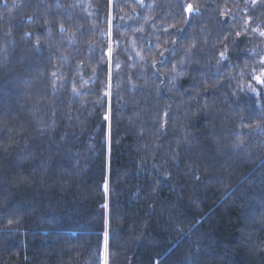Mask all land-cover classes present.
Wrapping results in <instances>:
<instances>
[{
	"label": "trees",
	"instance_id": "1",
	"mask_svg": "<svg viewBox=\"0 0 264 264\" xmlns=\"http://www.w3.org/2000/svg\"><path fill=\"white\" fill-rule=\"evenodd\" d=\"M113 4L0 0V264H264V0Z\"/></svg>",
	"mask_w": 264,
	"mask_h": 264
},
{
	"label": "snow or ice",
	"instance_id": "2",
	"mask_svg": "<svg viewBox=\"0 0 264 264\" xmlns=\"http://www.w3.org/2000/svg\"><path fill=\"white\" fill-rule=\"evenodd\" d=\"M134 2H135L136 4H138L139 6H141V7L144 6V4H143V0H134ZM252 3L255 5L256 0H252ZM58 6H59V5H58ZM113 7H114L113 0H108V8H109V12H108V15L106 16V19L109 21V24H110V25H111V12H112ZM184 10H185L187 13H189L190 16H191L193 13H198V12H199V9H198V8H194L192 4H188ZM221 15L223 16L224 14L222 13ZM121 18L123 19V17H121ZM28 19L31 20L32 17H29ZM224 22L226 23V21H224ZM45 23H47V21H45ZM185 23H186V24H190V19L187 20V21H185ZM59 31H60L61 34H63V33L66 31V29H65V27H64L63 24H61V25L59 26ZM137 31H143V28L137 29ZM165 31H167V29H165ZM252 31L255 32L256 29H252ZM49 34H50V30H49ZM31 35H32L31 32L25 33V36H26V37H30ZM241 35H242L241 32H236V33H235V36H236L237 38H239ZM259 35H260L261 37H264V31H260V32H259ZM109 39H111V26H110V29H109ZM225 39H227V37H225ZM173 43H176V41H173ZM39 46H40V41H39V39H38L37 42H36V47H37V49L39 48ZM193 47H194V46H193ZM167 51H169V50H168V49H165L163 52H160V54H159L160 57H161V59H160V61H159V65H160L161 67L165 66V61H164L163 58H164L165 52H167ZM189 51H190V50H189ZM226 51H227V48H225V51H222V52L220 53L221 60H226V59L228 58V57L225 55V52H226ZM107 54H108V56H109V65H110V64H111V54H112V45H111V43H109L108 50H107ZM182 63H183V61H181V64H182ZM218 63H219V61H218ZM260 63H261V64H264V57L261 58ZM153 67H154V68L157 67V61H155V60L153 61ZM172 71H173V72H176V71H177V65H176L175 63L172 65ZM181 74H182V73H181ZM52 75H53V77H55V76H56V73L53 72ZM109 77H110V73H109ZM253 79H255L257 83L264 85V69L261 70V73H260L259 76H253ZM249 87H251V86H249ZM241 91H243V89H241ZM252 91H255V89H252ZM73 92L76 93L75 88L73 89ZM77 94H78V93H77ZM106 94H107V93H106ZM165 115L167 116L168 113H165ZM105 119H108V117L106 116ZM245 126L250 127V125H245ZM161 127L163 128L164 125H162ZM236 137H237V143L233 144V150H242V149L244 148V141H243V139H242V137H243V133H236ZM197 179H198V177H197ZM105 191L107 192V183L105 184ZM106 207H107V205H105V208H106ZM11 223H13V221L10 220V221H9V224H11ZM260 223H261L262 226H264V218L261 219ZM107 227H108V226H107V220H106V223H105V246H106V250H107V238H108ZM105 264H107V261H105Z\"/></svg>",
	"mask_w": 264,
	"mask_h": 264
},
{
	"label": "rangeland",
	"instance_id": "3",
	"mask_svg": "<svg viewBox=\"0 0 264 264\" xmlns=\"http://www.w3.org/2000/svg\"><path fill=\"white\" fill-rule=\"evenodd\" d=\"M144 2H146V0H143V3H144ZM245 5H246V3H245ZM263 69H264V68H263ZM260 73H261V71L259 72V74H258L257 76H259ZM255 83H256V85H258L259 87H262V84L257 83L256 80H255ZM254 89H255V91H253L254 93H256V92L258 93V92H259V89H258V88H257V89L254 88Z\"/></svg>",
	"mask_w": 264,
	"mask_h": 264
}]
</instances>
